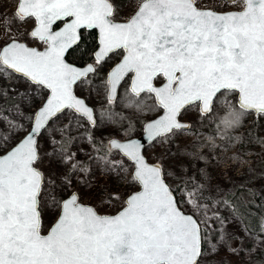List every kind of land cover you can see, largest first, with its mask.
<instances>
[{
    "label": "snow or ice",
    "instance_id": "6c2138e0",
    "mask_svg": "<svg viewBox=\"0 0 264 264\" xmlns=\"http://www.w3.org/2000/svg\"><path fill=\"white\" fill-rule=\"evenodd\" d=\"M11 3L12 14L0 15L7 37L0 77L29 88L0 91V264H212L222 250L248 258L264 251V218L249 224L234 202L212 194L202 170L197 179L175 165L173 189L163 161L150 163L145 145L130 138L139 124L148 146H165L163 155L174 159L169 145L178 134L204 135L180 120L199 105L201 117L213 118L205 137L213 148L216 139L226 141L221 150L240 139L234 131L244 112L264 114V0H232L240 10L226 13L202 10L196 0H138L123 22L113 19L111 0ZM28 20V36L42 50L12 33L14 23ZM91 30L98 33L93 63L69 62ZM112 56L119 62L101 77ZM157 77L164 78L160 86ZM231 93H238L235 105L227 101ZM44 160L47 176L37 167ZM93 169L123 177L131 169L129 182L140 190L116 215H98L68 191L77 175L90 185ZM45 213L54 222L43 235Z\"/></svg>",
    "mask_w": 264,
    "mask_h": 264
},
{
    "label": "rangeland",
    "instance_id": "374dc122",
    "mask_svg": "<svg viewBox=\"0 0 264 264\" xmlns=\"http://www.w3.org/2000/svg\"><path fill=\"white\" fill-rule=\"evenodd\" d=\"M115 5L116 19L119 21H125L132 14H134V7L138 0H126L120 3L119 0H111ZM227 0H196L197 7L201 9H213L219 12H225L226 9L235 8L232 5H228L225 9H222L218 2ZM14 11V4L11 0H0V15L7 14L11 15ZM238 11V10H237ZM34 21L28 20L24 23H14L12 25V33L16 37L25 41L30 46H36L38 48H43V45L39 41L32 40L28 36V32L32 29ZM7 40L4 35L3 27H0V45H3ZM120 59V56H112L108 60L99 72V75L103 77ZM16 88L18 91H24L29 88L27 82L19 79H13L11 82L9 80L0 77V91L4 88ZM76 92L79 96L87 97L88 92L82 88H77ZM11 95V93H10ZM238 100L237 93H231L227 96V101L230 104L235 105ZM89 104H95L96 100L89 99ZM5 101L0 100V104H4ZM36 106H39V101ZM226 111L225 108L219 105H214V112H219L221 115ZM158 112L156 115H159ZM258 118V125L256 129V135L251 140H248L247 147L244 149H239V144L243 140L240 136V132L249 126L254 118V114L250 112H244L241 117L240 124L234 131V136H239L240 139L233 141L228 147L221 150V147L225 145L226 141L223 139H216V148H213L212 144L208 142L205 137L213 131L211 120L212 117H201L199 114V105L188 107L181 115V119L188 121L192 124L193 128L199 129L204 135L199 138L193 135L191 132H185L178 134L174 141L169 145L171 152L175 154L174 159H168L163 154L166 151L165 146L156 144L153 147H147L145 154L149 161L155 163L157 161H163L166 173V180L169 185L176 189L179 185V181L175 178V174H179L175 165H183L186 168L188 175H196L197 179H200V170L203 174L210 179L211 187L213 189V195L217 192L225 197V194L232 191L236 185H242L245 181H249L251 174L248 171L249 166L252 163L261 162L264 157L263 147L264 146V114L256 115ZM155 116H147L145 119H153ZM203 120V123H197L199 120ZM113 132V129L109 128L105 131ZM143 132L142 126L137 124L136 130L131 134L130 137H135L141 135ZM22 135V134H21ZM97 137L100 133H96ZM123 139L124 137H118ZM18 139V138H17ZM199 139L200 143H197ZM41 151L48 148L45 139H40ZM15 143V141L13 142ZM262 145V146H261ZM79 146L83 147L86 152L91 151L87 143L82 142ZM75 150V147L73 148ZM6 151V150H5ZM5 151H0V155L4 154ZM204 157L205 159H201ZM79 159L85 160L84 155H80ZM37 167L48 175L49 164L47 160L42 163H38ZM243 172V174H242ZM175 173V174H174ZM131 169L127 177L115 176V175H104L98 169H93V173L90 177L91 184L85 185L79 183L83 176L77 175L73 178V185L69 192L76 191L80 194V202L84 204L92 205L99 214H116L122 209V202L130 195L133 191H138L140 186L138 184L130 183ZM248 187L253 188L254 192L260 197V201L264 204V171L259 175L254 177L248 184ZM118 194L119 199H109V194ZM227 215V213H225ZM44 226L42 228V233L48 231L51 223L54 222V218L50 217L45 213L43 218ZM233 246H236L233 243ZM212 264H248L249 262H254L259 259H264V251H257L250 258L248 257H237L235 255H230L227 251L222 250L219 255L211 258Z\"/></svg>",
    "mask_w": 264,
    "mask_h": 264
},
{
    "label": "trees",
    "instance_id": "16d2710c",
    "mask_svg": "<svg viewBox=\"0 0 264 264\" xmlns=\"http://www.w3.org/2000/svg\"><path fill=\"white\" fill-rule=\"evenodd\" d=\"M125 1L126 0H119L120 3ZM85 35L88 37L87 42L77 49L71 57H68L70 62H74L77 65H85L90 62L93 63V51L98 47V40L95 39L97 36L96 31L85 32ZM85 52H87V55L84 54ZM163 81V77H158L156 83L160 84ZM257 125L258 118L254 115V118L249 126L240 132V136L243 140L239 144V149L247 147L248 140L255 137ZM248 171L251 174L249 181H245L242 185H236L232 191L225 194L224 198L230 202H234L238 206L240 212L246 213L249 224L254 225L261 218H263L264 204L260 201V197H258L254 192V189L248 187V184L254 177L259 176L264 171V157L261 162L252 163L249 166ZM248 264H264V259L249 262Z\"/></svg>",
    "mask_w": 264,
    "mask_h": 264
},
{
    "label": "water",
    "instance_id": "95a60500",
    "mask_svg": "<svg viewBox=\"0 0 264 264\" xmlns=\"http://www.w3.org/2000/svg\"><path fill=\"white\" fill-rule=\"evenodd\" d=\"M111 3L113 4V2L111 1ZM113 6H114V4H113ZM201 9V8H200ZM202 10H212V11H215V12H217V13H226V12H219V11H216V10H213V9H202ZM227 12H233V11H227ZM116 21V20H115ZM116 22H123V21H116ZM63 25L61 24V23H59L58 22V25L56 26V27H62ZM91 31H95V30H91ZM97 33V32H96ZM97 35H98V33H97ZM21 41V40H20ZM21 42H23V43H26L25 41H21ZM27 44V43H26ZM28 45V44H27ZM29 47H36V46H30V45H28ZM38 48V47H37ZM40 49V48H39ZM43 48H41V50H42ZM70 62V61H69ZM119 62V61H118ZM117 62V63H118ZM87 64H91V62L90 63H87ZM77 65V64H76ZM77 66H80V67H83L84 65H77ZM114 66H115V64H114ZM113 66V67H114ZM158 78V77H157ZM157 78H156V80H157ZM155 83H156V81H155ZM162 83H164V81L162 82ZM162 83H160V84H157L156 83V85L157 86H160ZM76 94H77V92H76ZM238 94V93H237ZM78 95V94H77ZM79 96V95H78ZM82 97V96H81ZM187 109V108H186ZM185 111V110H184ZM183 111V112H184ZM182 112V113H183ZM247 112H250V113H252V114H254V115H259V113H257V112H255V110H248ZM160 114H162V111H161V113ZM159 114V115H160ZM180 120L181 121H183V122H187V123H190V122H188V121H184V120H182L181 119V116H180ZM132 139H138V140H140L141 141V143H143L144 145H145V147H144V149H143V153H144V155L146 156V154H145V150H146V148L148 147V141L147 140H145L144 139V134H143V132H142V134L141 135H139V136H135V137H131ZM121 139V138H120ZM5 154V153H4ZM1 155H3V154H1ZM146 158H147V156H146ZM148 159V158H147ZM148 161H149V159H148ZM150 163H153V162H151V161H149ZM166 182H167V180H166ZM168 183V182H167ZM169 184V183H168ZM171 187V186H170ZM139 190H140V188H139ZM81 203V202H80ZM82 204H84V203H82ZM84 205H87V206H91V207H93L92 205H89V204H84ZM94 208V207H93ZM94 210H95V208H94ZM122 210V209H121ZM96 211V210H95ZM97 212V211H96ZM118 213V212H117ZM116 213V214H117ZM97 214L98 215H101V216H105V215H107V216H114V215H116V214H111V215H108V214H99L98 212H97ZM263 218H264V215H263ZM43 235H46L45 233H42Z\"/></svg>",
    "mask_w": 264,
    "mask_h": 264
},
{
    "label": "built area",
    "instance_id": "2783aa9c",
    "mask_svg": "<svg viewBox=\"0 0 264 264\" xmlns=\"http://www.w3.org/2000/svg\"><path fill=\"white\" fill-rule=\"evenodd\" d=\"M218 5L222 8V9H225L228 5H232V0H227V1H220V3L218 2ZM235 7V6H233ZM230 10H233V11H239L240 9H235V8H230ZM226 11H229V8L225 10ZM262 146V145H261ZM263 147V146H262ZM243 173V172H242Z\"/></svg>",
    "mask_w": 264,
    "mask_h": 264
},
{
    "label": "flooded vegetation",
    "instance_id": "af4514ba",
    "mask_svg": "<svg viewBox=\"0 0 264 264\" xmlns=\"http://www.w3.org/2000/svg\"><path fill=\"white\" fill-rule=\"evenodd\" d=\"M114 9H115V5H114ZM113 18H114V20L119 21V19H116V13L114 14ZM46 233H47V232H45V234H46Z\"/></svg>",
    "mask_w": 264,
    "mask_h": 264
}]
</instances>
